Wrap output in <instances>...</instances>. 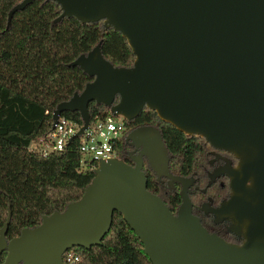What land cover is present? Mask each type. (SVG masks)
<instances>
[{
	"label": "water",
	"instance_id": "obj_1",
	"mask_svg": "<svg viewBox=\"0 0 264 264\" xmlns=\"http://www.w3.org/2000/svg\"><path fill=\"white\" fill-rule=\"evenodd\" d=\"M32 1L15 3L7 24ZM55 1L61 8L55 21L102 20L126 38L135 57L131 65H114L99 41L74 58L70 64L92 79L56 105L53 124L62 111L77 110L82 124L73 136L80 135L90 122L92 100L125 119L146 106L177 129L232 151L238 164L227 171L230 196L212 210L244 226V241L231 243L202 225L192 213L186 177L177 178L182 187L176 214L147 188L142 155L160 174L168 170V152L159 129L146 124L128 134L142 138L133 163L99 160L78 199L7 239L9 202L0 227V254L7 251L0 264H66V249L101 242L114 210L152 264H264V0Z\"/></svg>",
	"mask_w": 264,
	"mask_h": 264
},
{
	"label": "trees",
	"instance_id": "obj_2",
	"mask_svg": "<svg viewBox=\"0 0 264 264\" xmlns=\"http://www.w3.org/2000/svg\"><path fill=\"white\" fill-rule=\"evenodd\" d=\"M18 1L0 0V227L10 202L7 239L23 227L37 225L43 214L63 210L68 202L78 199L94 175L95 167L78 169V135L71 137L62 150L47 155L27 149L31 140L52 129L56 105L74 91H81L92 79L70 62L99 41L102 54L114 65H131L135 57L126 38L102 20L81 22L64 16L55 21L61 12L55 0H33L16 10L7 24L8 12ZM88 110L91 119L98 112L111 111L94 100L88 103ZM61 114L82 124L77 110ZM131 122L157 127L171 156H188L182 169L190 167L194 139L205 141L200 135L177 129L146 106ZM123 139L118 142L121 158ZM145 175L147 188L153 192L149 169H145ZM74 248L82 264H152L142 242L117 210L100 243ZM6 252L2 251L0 260Z\"/></svg>",
	"mask_w": 264,
	"mask_h": 264
},
{
	"label": "flooded vegetation",
	"instance_id": "obj_3",
	"mask_svg": "<svg viewBox=\"0 0 264 264\" xmlns=\"http://www.w3.org/2000/svg\"><path fill=\"white\" fill-rule=\"evenodd\" d=\"M135 117L132 119L124 118V143H122L121 153L122 157L129 163L134 162V156L138 154L142 147V143L138 147L136 146V143L142 140L141 137H128L131 130L144 125L132 124L131 121ZM162 140L168 152L167 172L161 171L158 174L149 165L147 157L144 154L142 155L143 169L144 171L149 169L153 177V192L159 195L170 210L176 214L181 202L179 192L182 187V183L177 178L186 177L188 179L187 188L191 199L192 213L199 218L202 225L208 231L216 233L231 243H242L244 241L242 234L244 226L239 227L232 215H218L212 210L230 196V175L227 171L237 166L238 157L232 151L213 146L206 140L194 139L196 141L192 146L194 150L189 155L190 167L182 169L186 166L183 163L187 161L188 156L185 154L171 156L167 144L163 138ZM176 198H179L178 202H174ZM237 230L239 231L237 232Z\"/></svg>",
	"mask_w": 264,
	"mask_h": 264
},
{
	"label": "built area",
	"instance_id": "obj_4",
	"mask_svg": "<svg viewBox=\"0 0 264 264\" xmlns=\"http://www.w3.org/2000/svg\"><path fill=\"white\" fill-rule=\"evenodd\" d=\"M80 124L70 117L60 114L52 129L44 136L33 139L27 149L41 155L62 150ZM124 117L112 111L98 112L79 136L80 160L78 169L96 167L99 160L119 157L118 142L124 135ZM66 264H82L81 255L74 247L62 253Z\"/></svg>",
	"mask_w": 264,
	"mask_h": 264
}]
</instances>
